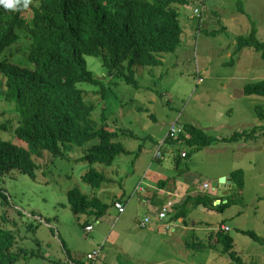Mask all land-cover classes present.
<instances>
[{
	"label": "rangeland",
	"instance_id": "obj_1",
	"mask_svg": "<svg viewBox=\"0 0 264 264\" xmlns=\"http://www.w3.org/2000/svg\"><path fill=\"white\" fill-rule=\"evenodd\" d=\"M204 5L202 19L196 20L197 8ZM244 6L251 19L242 15L236 21ZM179 11L185 30L181 47L164 55L163 66L136 67L137 87L114 81L100 59L86 57L89 70L100 81L99 85L78 86L86 92V101L95 106L92 120L98 127L105 114L109 130L119 133L129 155L119 156L114 165L106 167L82 160L90 144L75 147L65 157H54L47 151L42 157L33 153L39 166L35 179L19 170L0 178V191L9 200V207L4 208L0 197V223L16 237L12 251H27L18 264H78L101 246V253H109L102 264H229L223 246L214 243L221 228L230 230L234 251L245 264H264V244L239 232L253 231L264 239V119L258 110L264 113V97L247 96L243 90L247 84L264 80V59L255 49L239 47V39L248 37L253 29L254 16L264 15V0H193ZM261 19L264 28V16ZM259 30L262 33V26ZM260 38L264 42V34ZM20 46L14 61L29 65L30 43L22 39ZM229 76L234 78L230 81ZM4 123L9 128L0 130V137L28 148L14 134L20 123L15 104L0 100V126ZM175 123L181 127L191 124L215 141L200 150L186 142L166 141L164 158L155 160L156 150ZM254 128H258V135L248 141H223ZM183 151L187 152L185 158ZM161 167L167 170L155 172ZM91 169L107 178L99 190L83 181ZM237 170L244 171V188L239 190L234 183L225 191L220 179ZM157 176L179 183L172 196L175 203H181L180 194H197L208 184V194L200 191L203 195H218L224 204L228 200L232 204L225 212L190 204L188 220L179 226L172 219L175 207L163 220L170 229L161 230L150 228L158 210L153 209V214L146 205L136 210L139 195L120 215L114 206L116 199L126 195L128 203L137 184L145 185ZM75 188L85 195L96 194L108 205L102 219L73 213L68 193ZM146 217L151 223L143 228ZM85 224L93 231L88 232Z\"/></svg>",
	"mask_w": 264,
	"mask_h": 264
},
{
	"label": "trees",
	"instance_id": "obj_2",
	"mask_svg": "<svg viewBox=\"0 0 264 264\" xmlns=\"http://www.w3.org/2000/svg\"><path fill=\"white\" fill-rule=\"evenodd\" d=\"M191 2L193 0H31L26 9L18 11L0 5V100L15 104L20 123L14 134L28 144V148H24L0 137V178L19 170L35 179L39 166L32 158L33 153L42 157L47 151L54 157H65L75 147L90 144L82 160L106 167L114 165L119 156L129 155L131 152L119 141V133L109 130L105 114L98 127L92 120L95 106L86 101V92L78 86L80 83L99 85L100 81L89 70L86 57L100 59L108 77L114 81L137 87L136 67L163 66L164 55L174 54L181 47L185 30L179 7L189 6ZM240 10L244 11L242 7ZM22 39L30 43L29 65L14 61L21 51ZM239 40L241 49H255L264 59V42L257 39L255 27L248 37ZM105 92L102 88L103 96ZM244 93L264 97V80L247 84ZM258 110L264 119V113ZM8 128L6 123L0 126V130ZM257 131L258 128L250 133L237 132L223 141H248L258 135ZM166 141H183L200 150L211 146L215 139L187 124L179 140ZM231 177L239 190L244 188L243 170L233 171ZM106 180L96 169L83 177V181L96 190ZM0 197L3 207H9L7 195L0 191ZM217 200L201 194L188 196L178 207L175 219H186L190 204L215 208L219 212H225L232 204L230 200L226 204L222 200L215 206ZM68 201L75 215L88 214L96 220L104 217L108 210V205L96 194L85 195L79 188L69 191ZM87 226L89 224L84 228ZM229 231L216 232L214 243L223 246L222 253L229 257V264H245L234 251V238ZM239 232L264 244V239L253 231ZM15 243L14 233L0 223V264H18L27 253L22 249L13 252Z\"/></svg>",
	"mask_w": 264,
	"mask_h": 264
},
{
	"label": "crops",
	"instance_id": "obj_3",
	"mask_svg": "<svg viewBox=\"0 0 264 264\" xmlns=\"http://www.w3.org/2000/svg\"><path fill=\"white\" fill-rule=\"evenodd\" d=\"M244 3H246L244 1ZM244 9V11L239 10L238 14L236 16V21H239L240 17L242 15H245L246 17H249L251 19V15L246 11L245 6L242 7ZM207 13V12H206ZM205 16V14H204ZM203 16V17H204ZM261 17L264 15H260ZM261 17L255 15L253 20H252V27L256 28L257 31V36L259 38V40L261 39L260 36L264 34V28H263V20L261 19ZM194 19V18H193ZM201 20V19H200ZM262 26V33H260L259 28ZM201 27V26H198ZM191 28V27H190ZM250 50V49H249ZM234 76H229L227 79L231 81V79H233ZM244 90V88H243ZM184 128V127H182ZM178 157L175 158V161L177 160ZM180 158V157H179ZM177 163V162H176ZM167 169H165L164 167H161V169L159 171H155V172H159V173H163V171H166ZM149 172H151V169L149 168ZM224 177H229L232 179V182L230 184H225V185H221V187L225 188V191H229L227 189H230L233 185H234V181L233 178L231 177V173L230 175H226ZM145 178V177H144ZM163 176H157L153 179H151V181H148L150 183H147L145 185L143 184H137L132 190V194L131 196H129V202L127 203V200L125 199V196H121L118 199H116V201L114 202V206L116 204V202L122 203L126 206V208H128L129 204H131V200L135 195H139L140 196V202H138L136 210L139 211L140 209H142L143 205H146L148 207L149 210H151L154 213L153 209L158 210V215L160 213V211L162 210V208H164L165 206H167L169 203H172L174 207H176L177 210H175V214H173L172 219H174L177 223L176 225L179 226L184 223H186V221L188 219H183V218H179V219H175V215L178 212V207L181 206L184 202V200L188 197V196H197L199 194L203 195L200 191L202 190L204 193L208 192L209 190H204L203 188L199 189L197 194L196 192L193 193H185V194H180L181 197V203L179 202H174L172 200V196H174V194L176 193V190L179 189V183L176 182V180L173 179H163ZM176 187V188H175ZM208 194V193H206ZM213 198L215 199H219L220 201H222V199H220L221 197L218 195H212ZM217 200L216 203L219 201ZM215 203V205H216ZM178 206V207H177ZM116 208V207H115ZM117 210V209H116ZM118 211V210H117ZM119 213V212H118ZM120 214V213H119ZM121 215V214H120ZM157 217L154 218V223H152L151 225V229L152 227H154L155 229H163V228H169V224L168 223H164L163 221H160L159 218ZM149 218V217H146ZM102 219V218H101ZM201 224V223H198ZM90 225V224H89ZM197 226V223H194L193 226ZM91 226V225H90ZM189 228V227H186ZM173 230H175V228L173 227ZM93 231V230H92ZM187 248V247H186ZM102 249V246L98 249H94L90 252L87 253V255L83 258V260L81 259V263L82 264H87V256L88 254H90L91 252L95 251V250H99ZM109 253H101L100 251V255H99V263L102 264L103 260L108 258ZM102 258V259H101ZM79 262V263H80ZM75 264V263H74Z\"/></svg>",
	"mask_w": 264,
	"mask_h": 264
},
{
	"label": "built area",
	"instance_id": "obj_4",
	"mask_svg": "<svg viewBox=\"0 0 264 264\" xmlns=\"http://www.w3.org/2000/svg\"><path fill=\"white\" fill-rule=\"evenodd\" d=\"M204 10H205V5L197 8V14L199 15L197 17V19H199V20L202 19L201 17H202V14H203ZM182 132H183L182 128L177 123H175L170 128V131L168 133V137L170 139H173V140H179L180 135L182 134ZM162 157L163 156H162V152H161V147H159V149L155 153V158L157 160H160V159H162ZM182 157L183 158L187 157V152H183L182 153ZM208 188H209V185L205 184L203 189L204 190H208ZM116 208L118 209L119 213H121V214H123L125 212V210H126V206L124 204H122V203H116ZM170 208H174L172 203H169L167 206L162 208V210L160 211V213L158 215V218H159L160 221H163L164 219H166L168 217L167 215H168V211H169ZM149 220H150V218H146L143 221L144 225H146L149 222ZM92 229H93L92 227H88L87 231L90 232V231H92ZM227 230H229V228H227ZM99 255H100V249L91 252L88 255V258H87L88 263L89 264H98Z\"/></svg>",
	"mask_w": 264,
	"mask_h": 264
},
{
	"label": "clouds",
	"instance_id": "obj_5",
	"mask_svg": "<svg viewBox=\"0 0 264 264\" xmlns=\"http://www.w3.org/2000/svg\"><path fill=\"white\" fill-rule=\"evenodd\" d=\"M31 0H0V5L5 9L18 11L21 8H27Z\"/></svg>",
	"mask_w": 264,
	"mask_h": 264
},
{
	"label": "bare ground",
	"instance_id": "obj_6",
	"mask_svg": "<svg viewBox=\"0 0 264 264\" xmlns=\"http://www.w3.org/2000/svg\"><path fill=\"white\" fill-rule=\"evenodd\" d=\"M180 127H181V126H180ZM181 128H182V127H181ZM183 131H184V130H183ZM166 140H170V138L167 136V138L165 139V141L162 142L161 145L159 146V147H161V152H162V156H163L162 159L164 158V154H163V151H162L163 149H162V148H163V146H164ZM171 140H173V139H171ZM179 142H180V143H183V141H179ZM158 149H159V148H158ZM158 149H157V150H158ZM157 150H156V151H157ZM183 152H186V151H183ZM183 152H182V153H183ZM154 158H155V155H154ZM162 159H160V160H162ZM155 160H157V159L155 158ZM158 161H159V160H158ZM116 203H119V202H116ZM115 207H116V204H115ZM116 209H117V208H116ZM173 209H175V207L169 209V211H168V215H167V216H169V215L171 214V212H173ZM117 210H118V209H117ZM120 214H121V213H120ZM150 223H151V220H149V222H148L146 225H144V222H142V223H141V227L145 228V227H147ZM88 227H92V226H88ZM88 227H87V228H88ZM92 228H93V227H92ZM221 229H222V228H221ZM92 230H93V229H92ZM222 230H223V229H222ZM90 232H91V231H90Z\"/></svg>",
	"mask_w": 264,
	"mask_h": 264
},
{
	"label": "water",
	"instance_id": "obj_7",
	"mask_svg": "<svg viewBox=\"0 0 264 264\" xmlns=\"http://www.w3.org/2000/svg\"><path fill=\"white\" fill-rule=\"evenodd\" d=\"M231 182H232V179L229 178V177H222V178L220 179V184H221L222 186L225 185V184H230ZM219 203H221L220 200L217 202V204H219Z\"/></svg>",
	"mask_w": 264,
	"mask_h": 264
}]
</instances>
